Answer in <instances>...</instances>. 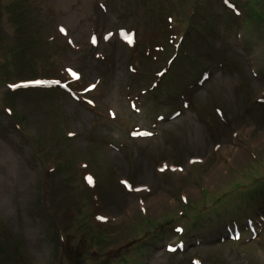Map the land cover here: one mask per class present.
Masks as SVG:
<instances>
[{"label": "rangeland", "instance_id": "1", "mask_svg": "<svg viewBox=\"0 0 264 264\" xmlns=\"http://www.w3.org/2000/svg\"><path fill=\"white\" fill-rule=\"evenodd\" d=\"M231 1L0 0V264H264V0Z\"/></svg>", "mask_w": 264, "mask_h": 264}, {"label": "trees", "instance_id": "2", "mask_svg": "<svg viewBox=\"0 0 264 264\" xmlns=\"http://www.w3.org/2000/svg\"><path fill=\"white\" fill-rule=\"evenodd\" d=\"M261 194L264 196V187H263V190L261 191ZM256 200H257V198H255V201H256ZM179 215H180V216L183 215L184 217L186 216L184 213L179 214ZM181 218H182V217H181ZM166 227H168V225H166ZM146 231H147V230H146ZM146 231H144V232H146ZM144 232H143V234H149V233H150L149 231L146 232V233H144ZM136 239H137V240H136L135 243H134L135 240H132V241L130 242V243H133V244H131V245H133L134 247H136L137 243L139 242V240H140L141 238H140V237H138V238L136 237ZM130 243H129V244H130Z\"/></svg>", "mask_w": 264, "mask_h": 264}, {"label": "snow or ice", "instance_id": "3", "mask_svg": "<svg viewBox=\"0 0 264 264\" xmlns=\"http://www.w3.org/2000/svg\"><path fill=\"white\" fill-rule=\"evenodd\" d=\"M128 39H129V42H131V37H128ZM94 42H95V40H94ZM69 71H71V70H69ZM74 76L76 75V73H72ZM35 83H37V84H41V83H44V82H42V81H37V82H35ZM17 87H19V85H17ZM89 179V181L90 182H92V183H94V181L92 180V178L91 177H89L88 178ZM126 183V182H125ZM103 219V218H102Z\"/></svg>", "mask_w": 264, "mask_h": 264}, {"label": "bare ground", "instance_id": "4", "mask_svg": "<svg viewBox=\"0 0 264 264\" xmlns=\"http://www.w3.org/2000/svg\"><path fill=\"white\" fill-rule=\"evenodd\" d=\"M216 94V93H215Z\"/></svg>", "mask_w": 264, "mask_h": 264}]
</instances>
